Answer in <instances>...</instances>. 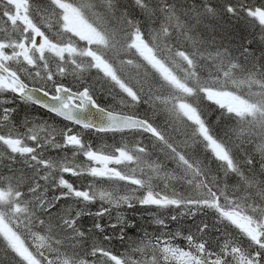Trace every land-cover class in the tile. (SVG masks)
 <instances>
[{"label": "snow or ice", "instance_id": "obj_1", "mask_svg": "<svg viewBox=\"0 0 264 264\" xmlns=\"http://www.w3.org/2000/svg\"><path fill=\"white\" fill-rule=\"evenodd\" d=\"M0 264H264V0H0Z\"/></svg>", "mask_w": 264, "mask_h": 264}, {"label": "trees", "instance_id": "obj_2", "mask_svg": "<svg viewBox=\"0 0 264 264\" xmlns=\"http://www.w3.org/2000/svg\"><path fill=\"white\" fill-rule=\"evenodd\" d=\"M109 143H111V141H108ZM74 179V178H73Z\"/></svg>", "mask_w": 264, "mask_h": 264}]
</instances>
